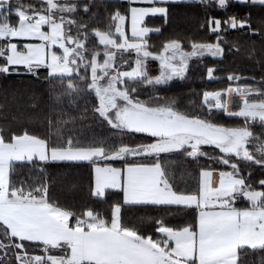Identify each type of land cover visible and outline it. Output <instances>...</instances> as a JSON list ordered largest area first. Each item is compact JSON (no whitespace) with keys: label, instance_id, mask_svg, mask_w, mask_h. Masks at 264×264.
Masks as SVG:
<instances>
[{"label":"snow or ice","instance_id":"obj_1","mask_svg":"<svg viewBox=\"0 0 264 264\" xmlns=\"http://www.w3.org/2000/svg\"><path fill=\"white\" fill-rule=\"evenodd\" d=\"M183 4L201 6L212 40L151 42L163 25L146 18L167 24ZM257 8L264 0H0V78L44 82L39 97L0 84V264H250L257 254L264 264V76L229 74L183 107L159 92L186 80L193 60L222 58L224 45L239 53L232 32L264 65ZM216 71L206 68L209 81ZM23 96L32 111L10 114ZM57 165H87L89 196L107 209L54 197ZM129 208L159 214L126 222Z\"/></svg>","mask_w":264,"mask_h":264},{"label":"trees","instance_id":"obj_2","mask_svg":"<svg viewBox=\"0 0 264 264\" xmlns=\"http://www.w3.org/2000/svg\"><path fill=\"white\" fill-rule=\"evenodd\" d=\"M112 3L116 6H122L126 2ZM229 12H236L243 15L247 8L235 5L228 10ZM253 17H259L264 15V11L259 8L252 11ZM215 15L221 16L222 13L215 12ZM103 19V17H102ZM204 20V14L201 6L195 4H183L174 5L170 8L169 22L164 24L161 17L148 18L146 23L149 26H161L163 25V36L157 37L155 34H151V42L159 44L162 40L167 38H173L179 36L181 39H195L197 41H210L211 35L203 33L198 25ZM228 39L236 42L240 46V52L237 53L235 49L228 50V45H224L226 51L222 58L204 57L202 60H193L190 63V71L187 75V79L184 81H173L169 86H159V92L164 96H178L182 100V107L188 105V94L192 91L196 93H202L204 90H218L226 88L229 84L227 76L229 74H235L242 77L255 76L259 79L264 76V65L259 62L260 53L257 51V58H250L249 45L252 41L245 39L244 36L239 33H229ZM257 50H259L260 44L256 40ZM214 67L216 79L209 81L206 77V68ZM152 74H158V65L154 62L151 64ZM43 70L41 71V77H43ZM0 84H4L10 89H31L39 97L44 93L43 79L37 81L34 77L27 75H14L8 80L0 78ZM11 99V98H10ZM32 101L27 96H23L16 103H10L8 112L16 113L23 111L25 114L31 112L29 104ZM47 97L44 98V104L42 107L44 111H47ZM227 121V118H224ZM2 123V121H0ZM91 123V122H89ZM230 123V122H229ZM15 127V125H13ZM33 130L40 131L39 127H35ZM93 131L98 135H109L106 128H101L98 124H93ZM186 166L184 161L178 162V173ZM194 169V166H191ZM48 174L52 179V195L57 197L61 203H66L69 206H75L76 208H83L84 206H92L102 212L107 209L108 205L102 202H98L96 198L89 196V182H90V169L87 165L83 166H71V165H57L48 168ZM27 170H21V175H26ZM255 175L259 177L261 173L256 171ZM111 200L117 199V197H110ZM246 205V202H243ZM158 211H152L147 208H129L125 210V221L135 222L139 217L158 215ZM184 213H180L179 217H183ZM174 222V221H173ZM250 264H260L259 254L248 257Z\"/></svg>","mask_w":264,"mask_h":264},{"label":"crops","instance_id":"obj_3","mask_svg":"<svg viewBox=\"0 0 264 264\" xmlns=\"http://www.w3.org/2000/svg\"><path fill=\"white\" fill-rule=\"evenodd\" d=\"M112 1H115V2H126V0H112Z\"/></svg>","mask_w":264,"mask_h":264},{"label":"rangeland","instance_id":"obj_4","mask_svg":"<svg viewBox=\"0 0 264 264\" xmlns=\"http://www.w3.org/2000/svg\"><path fill=\"white\" fill-rule=\"evenodd\" d=\"M149 18H153V17H149ZM148 18H146V21H147ZM205 57H208V56H205ZM219 58V57H218Z\"/></svg>","mask_w":264,"mask_h":264}]
</instances>
